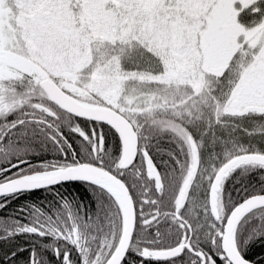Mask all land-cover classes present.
I'll list each match as a JSON object with an SVG mask.
<instances>
[{
    "label": "snow or ice",
    "instance_id": "obj_1",
    "mask_svg": "<svg viewBox=\"0 0 264 264\" xmlns=\"http://www.w3.org/2000/svg\"><path fill=\"white\" fill-rule=\"evenodd\" d=\"M257 247L264 0H0V264Z\"/></svg>",
    "mask_w": 264,
    "mask_h": 264
},
{
    "label": "trees",
    "instance_id": "obj_2",
    "mask_svg": "<svg viewBox=\"0 0 264 264\" xmlns=\"http://www.w3.org/2000/svg\"><path fill=\"white\" fill-rule=\"evenodd\" d=\"M256 254H260V255H264V250L260 249L259 247H257L256 249ZM27 258V255H22V257L20 258L21 260V264H23V261Z\"/></svg>",
    "mask_w": 264,
    "mask_h": 264
},
{
    "label": "flooded vegetation",
    "instance_id": "obj_3",
    "mask_svg": "<svg viewBox=\"0 0 264 264\" xmlns=\"http://www.w3.org/2000/svg\"><path fill=\"white\" fill-rule=\"evenodd\" d=\"M24 199H25V198L22 197V198H21V201H23ZM21 201H17L16 203H20ZM24 255H28L27 252H25ZM21 257H22V256H21ZM21 257H20V258H21Z\"/></svg>",
    "mask_w": 264,
    "mask_h": 264
}]
</instances>
